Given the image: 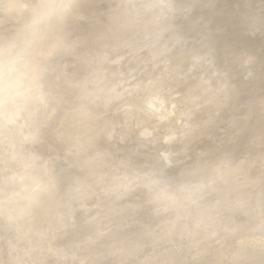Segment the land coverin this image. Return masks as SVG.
<instances>
[{"label":"clouds","instance_id":"obj_1","mask_svg":"<svg viewBox=\"0 0 264 264\" xmlns=\"http://www.w3.org/2000/svg\"><path fill=\"white\" fill-rule=\"evenodd\" d=\"M0 264H264V0H0Z\"/></svg>","mask_w":264,"mask_h":264}]
</instances>
